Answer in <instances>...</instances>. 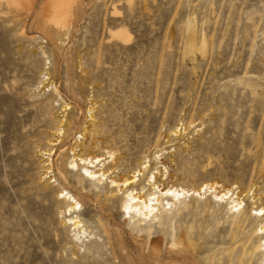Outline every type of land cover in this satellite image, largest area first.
Here are the masks:
<instances>
[{
    "label": "rangeland",
    "instance_id": "rangeland-1",
    "mask_svg": "<svg viewBox=\"0 0 264 264\" xmlns=\"http://www.w3.org/2000/svg\"><path fill=\"white\" fill-rule=\"evenodd\" d=\"M49 2L0 0V264H264V0H75L64 28ZM93 157L114 181L145 167L134 191L229 197L138 223L68 166Z\"/></svg>",
    "mask_w": 264,
    "mask_h": 264
},
{
    "label": "bare ground",
    "instance_id": "bare-ground-1",
    "mask_svg": "<svg viewBox=\"0 0 264 264\" xmlns=\"http://www.w3.org/2000/svg\"><path fill=\"white\" fill-rule=\"evenodd\" d=\"M74 1L75 0H50L48 4L49 22H51L55 27L64 28L67 24L69 8L72 5V3H74ZM187 35L188 37L186 41H187L188 48H186V50L187 49L191 50L194 48V45H193L194 38H193L192 26L190 25L188 27ZM202 45H203V42H202ZM202 49L203 48L200 49L201 52H202ZM89 147H90V144L86 146V149H88ZM101 161H102V158L100 157L80 158V159L76 158V159L71 160L68 166L71 168V170L73 168H76L78 171H81L86 178L90 180H96V182H98L100 185V181L103 182L105 179H107L106 177L108 176L106 175H108V172H111V171L114 172L116 169H118V167L114 163L113 165L109 166L106 169V172L101 173L100 171H96L95 167L99 165ZM78 166H79V169H78ZM144 169L145 167L142 166L139 171L134 172L132 176H130L127 179H124L122 182L114 181V179L108 177L109 182L107 183L110 185V189L111 188L115 190L119 189L118 193L119 192L124 193V202H123L122 211L124 214L128 215L129 218L135 219L136 220L135 222H138V223H143L144 221L153 222V220L157 219V217L160 215V212L165 210L162 204L163 201H166L165 207L166 206L170 207V206L175 205L174 204L175 201L179 202L180 198L181 200L182 198L186 199L188 197H197L198 199V197H201V194L203 193H204L203 195H205L206 193L212 194L214 199L218 201H222L223 199L227 200L229 197L228 195L230 191H225V192L219 191L218 192L216 191V188L213 186L212 187L202 186L197 191L192 190V189L187 190V189H183L180 187L179 188L170 187L166 189H159V187L156 186V182L154 181L155 176L151 177L152 179L151 181L146 182L145 186L148 187L146 188V191L143 192L144 187L141 188L140 186L139 188L141 189H139V191H134L133 185L136 184V182L138 183V180H136V178L138 177L140 171L141 170L144 171ZM135 174L137 175L135 176ZM64 193L65 194H63V192L60 193L61 196L63 195L62 199L64 200V202L66 201L67 203L70 204L69 207L66 208L65 212L66 213L74 212L76 207H78L79 204L76 201H74V199L67 192L64 191ZM116 195L114 194V191H110L109 196H107L105 199L107 201H110ZM230 204L231 205L228 208L229 212H233V210L235 211V210L241 209L240 208L241 204L239 202L236 203V201L235 202L232 201ZM159 207H161V209H159ZM159 210H162V211H159ZM250 217L258 221V224H259V225L258 224L256 225L254 234L256 236L264 235V207L251 211ZM66 221L68 223V221L70 220H66ZM70 223L75 231L80 230L82 228L80 223L77 220L73 221V219H71ZM178 233L179 234L177 238L175 239V241H173L170 244V246L174 248L176 252L179 251L178 249L183 244L182 237L184 235V232L182 231ZM185 235H189V233H185ZM260 243L261 245L258 246V249L263 248L262 250H260V252H262V255H264V241H261ZM262 262H264V260Z\"/></svg>",
    "mask_w": 264,
    "mask_h": 264
}]
</instances>
